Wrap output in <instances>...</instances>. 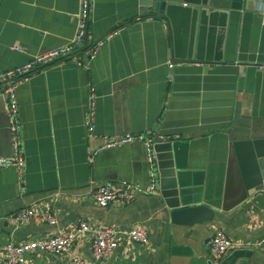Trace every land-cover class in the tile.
Segmentation results:
<instances>
[{"label":"crops","instance_id":"crops-1","mask_svg":"<svg viewBox=\"0 0 264 264\" xmlns=\"http://www.w3.org/2000/svg\"><path fill=\"white\" fill-rule=\"evenodd\" d=\"M90 2L78 60L42 68L16 89L24 164L0 168V264L6 245L80 221L141 226L149 240L121 234L117 249L97 261L85 232L71 251H32L26 264H73L72 255L92 264H264V191L244 199L239 166H229L232 141L264 138V0L230 9L175 4L164 17L141 14L138 0ZM79 7L80 0H1L0 73L71 43ZM9 124L0 96V157L14 153ZM126 135L145 138L98 150L107 137ZM160 136L172 142L181 206L214 207L212 221L173 223L150 191L146 138L154 144ZM122 182L141 190L132 201H94L97 187ZM28 207L53 214L56 224L16 221ZM216 229L236 243L220 259L207 245Z\"/></svg>","mask_w":264,"mask_h":264},{"label":"built area","instance_id":"built-area-1","mask_svg":"<svg viewBox=\"0 0 264 264\" xmlns=\"http://www.w3.org/2000/svg\"><path fill=\"white\" fill-rule=\"evenodd\" d=\"M1 1V0H0ZM90 0H80L79 12L76 15L77 32L75 38L68 45L57 47L42 53H39L30 61L7 71L0 73V83L3 84L0 90V96L6 101V111L9 117V129L11 133L12 145L14 149L13 156L0 157V167H7L15 165L19 170L22 169L24 164V153L22 148V128L17 109L16 102V88L18 84L26 79L30 74L45 68L47 66L56 64L66 59L78 60L75 50L81 47V45L87 39V27L89 22L90 12ZM104 39L98 41V44H102ZM97 45L95 44L89 51V55L93 54V51ZM21 51L19 46L14 47ZM86 131L88 136L94 134L93 126L91 123V113L88 115L85 121ZM161 137V136H160ZM144 139L142 135H126L123 138L107 137L104 143L98 148V150L105 147H112L118 143L129 141L132 139ZM153 141L150 138H146V149L150 159L151 166V184L150 191H155L157 184L156 171L153 166L155 165L154 154L152 150ZM123 188L116 189L110 183L103 184L96 188L93 192L94 201L102 207H106L113 202L123 201L128 203L132 201L136 194L141 190L133 184L122 182ZM15 220L18 222H26L31 219L39 220L42 222H48L49 224H56V217L50 213H37L32 208H22L15 216ZM90 233L92 235L90 239L92 254L95 260L99 261L111 254L117 249L119 245V236L121 234H127L130 239L138 244H147L148 235L141 226H134L128 229H121L117 227H94L88 221H80L77 224L63 229L60 232L49 236L40 237L36 239H30L20 244H8L4 247V264H26L27 254L32 251H39L45 253L62 254L71 251L74 242L82 236L84 233ZM210 249V254L216 259H220L230 249L236 246L226 233L221 229H216L207 242ZM73 264H92L89 261L78 255H72L71 260Z\"/></svg>","mask_w":264,"mask_h":264},{"label":"water","instance_id":"water-1","mask_svg":"<svg viewBox=\"0 0 264 264\" xmlns=\"http://www.w3.org/2000/svg\"><path fill=\"white\" fill-rule=\"evenodd\" d=\"M141 14L164 17L167 9L175 4L184 6H213L214 8H239L240 0H138ZM199 6V7H197ZM154 161L157 166V184L155 191L163 199L173 223L192 225L212 221L215 209L201 203L181 206L179 188L175 179L172 142L168 137H156L153 144ZM239 166V186L248 196L264 191V138L232 141L229 145V166ZM230 170V169H229Z\"/></svg>","mask_w":264,"mask_h":264},{"label":"bare ground","instance_id":"bare-ground-1","mask_svg":"<svg viewBox=\"0 0 264 264\" xmlns=\"http://www.w3.org/2000/svg\"><path fill=\"white\" fill-rule=\"evenodd\" d=\"M89 44V43H88ZM99 46V45H98ZM84 47V46H83ZM87 47H88V45H87ZM83 49V48H82ZM87 52V51H86ZM73 63V62H72ZM22 83V82H21ZM20 84V83H19ZM18 87V86H17ZM17 89V88H16ZM24 153V152H23ZM1 168V167H0Z\"/></svg>","mask_w":264,"mask_h":264}]
</instances>
